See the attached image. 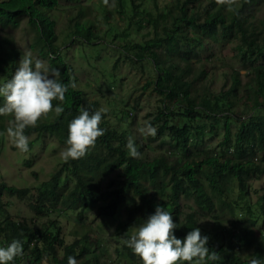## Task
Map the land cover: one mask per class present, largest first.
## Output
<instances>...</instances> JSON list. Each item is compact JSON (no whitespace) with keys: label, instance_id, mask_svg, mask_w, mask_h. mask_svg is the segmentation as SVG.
Returning a JSON list of instances; mask_svg holds the SVG:
<instances>
[{"label":"trees","instance_id":"16d2710c","mask_svg":"<svg viewBox=\"0 0 264 264\" xmlns=\"http://www.w3.org/2000/svg\"><path fill=\"white\" fill-rule=\"evenodd\" d=\"M195 1L201 3L203 0H174L173 7L157 18L145 11L151 18L149 22L154 24L152 31L158 35L156 29L163 22L164 33L144 43L125 46L134 61L154 64L155 91L163 96V105L152 123H159V135L170 131L174 145L169 155L175 159L167 155L151 159L141 155L131 157L126 147V133L108 128L102 113L100 127L104 135L97 139L95 146L80 159L63 161L49 180L38 185L36 197L32 196L30 207L39 218L45 219L43 227H35L32 218H13L7 211L8 204L5 207L2 200L5 194L24 197L30 193V188L0 183V246H6L13 239L20 240L23 245V255L10 264H68L69 256L75 257L77 264H102L95 243L83 244L90 237L88 233L66 243L57 220L48 218L54 212L56 216L70 212L83 219L95 204H99V213L107 218L118 216L125 205L128 213L119 227L126 240L154 214L157 205L172 215L177 224L174 235L180 239L194 228L200 229L199 213L217 212L218 217L228 209L234 215L228 223L231 240L227 245V240L219 234L214 235L210 230L201 233L208 236L210 251L219 256L216 261L206 259L201 264H248L253 258L264 264V194L255 202L249 197L251 180L264 176V112L261 111L264 108V22L256 24L253 10H250L261 0H242L239 8L235 4L231 7L219 5L212 0L209 5L191 11L190 3ZM59 5V0H1L0 28H17L21 20L28 17L36 34L33 49L48 58L51 68L59 70L58 79L67 85L64 101L54 100L53 111L47 115L51 119L42 116L36 127L26 128L25 135L36 134V142H39L49 134L67 147L70 121L82 108L92 113L97 105L96 102L84 105L85 92L76 87L72 67L63 55V46L57 43L52 11ZM135 13L132 20L141 29L144 18L138 17L141 12ZM73 27V31L81 32L91 44L101 38L93 32L92 23L76 21ZM231 35H239L246 47L245 54L253 64V78L243 83L239 71H234L230 87L219 94L195 88V83L207 75L205 68L196 75L191 72L193 60L199 59L198 53L207 49L206 39L226 41ZM18 58L19 49L13 37H0V76L11 79L18 67ZM3 103L0 97V106ZM239 104L244 105L242 111H238ZM56 106L64 108L59 116L54 111ZM132 113L130 119L134 118ZM10 119L11 116H0V140L7 133ZM202 119L212 121L213 124L207 126L212 132H216L218 123L223 121L221 150L198 149L204 126H193V123ZM233 122H238L236 132L232 131ZM34 143L35 140L29 141V150ZM42 144L49 146L46 141ZM141 149L137 147L139 153ZM26 161L31 163L32 160ZM119 168L122 171L118 184L114 186L111 181L103 189L102 179ZM236 184L238 197L230 199L229 192ZM181 195L193 196L196 207L184 212L180 208ZM59 204H62L60 208ZM122 256L130 264H143L126 244Z\"/></svg>","mask_w":264,"mask_h":264},{"label":"rangeland","instance_id":"374dc122","mask_svg":"<svg viewBox=\"0 0 264 264\" xmlns=\"http://www.w3.org/2000/svg\"><path fill=\"white\" fill-rule=\"evenodd\" d=\"M113 2L115 7L111 6ZM211 2L212 0H203L201 3L199 1L190 3L191 11L203 5H209ZM242 2V0H236L235 6L241 7ZM59 4V7L52 11V16L56 20L57 43L63 46V55L72 67L76 87L85 92L84 105L90 106L96 102V111L102 110L105 114L107 127L115 128L119 133L125 132L127 143L131 137L136 147H142L140 155L143 158L151 159L162 155L170 157L169 154L174 145L170 131L167 130L165 134L159 135V123H152L163 105V96L155 91L154 79L157 74L154 64L150 61H134L125 51V46L135 42L144 43L155 37L156 34L151 28L154 24L149 22L150 17L144 12L149 11L152 13V18H157L173 7L174 0H109L108 6L103 3V0H59ZM250 10H253L256 24L262 25L264 0L259 1V4L251 7ZM135 11L141 12L138 17L144 18L142 22L144 27L141 29H138L137 23L132 20V16L136 15ZM76 21L88 25L92 23V30L101 36L100 40H95V44H91L81 35V32L73 31ZM163 25V22L159 23L156 29L157 37L164 33ZM6 34L13 37L15 47L19 49L17 66L21 56L31 53L33 62L39 59L51 68L48 58L33 49L32 44L36 34L28 17L22 19L17 28H0V37L4 38ZM66 42L68 45H64ZM205 43H208L207 49L198 53L199 59L193 60L191 72L192 75H196L205 68L207 75L195 83V88L202 92L210 90L214 94H219L230 87L234 71H239L243 83L253 78V64L249 63L250 57L245 54L246 47L242 45L239 35H231L226 41L207 38ZM6 47H9V44H6ZM9 56L13 57V54L10 53ZM8 80L0 76V86ZM237 108L238 111H242L244 105L239 104ZM132 111L134 118L130 119ZM261 111L264 112V108ZM119 117H123L124 120ZM46 118L51 119V116L44 119ZM146 122L156 128L154 137L140 133L139 129ZM209 124H213L209 119L193 123V126H204L203 139L198 141L197 147L200 150L219 151L224 139L223 121L218 123L216 132H212L207 127ZM238 128V122H233L232 131L236 132ZM36 136V134L27 136L29 141L35 140L33 147L27 152L16 148L7 133L3 140H0V183L30 188V193L24 197L5 194L2 200L5 207L8 204L7 211L13 218H32L35 227H43L46 221L34 214L30 201L36 197L38 185L49 180L51 174L61 168L64 161L61 152L66 149V146L61 145L56 137L49 134L39 142H36ZM43 141H46L49 146L44 147ZM28 159L32 160L31 163L26 161ZM170 159L175 157L172 156ZM121 171L122 169L119 168L105 176L102 179V188H107L111 181H114L116 186L121 177ZM237 187V184L234 189L231 187L228 195L230 199L238 197ZM263 194L264 176L262 175L251 180L249 197L252 202H255ZM179 202L184 212L196 207L193 196L181 195ZM61 206L62 204L58 205L59 208ZM220 208L218 205V209ZM127 213L124 205L118 216L107 218L99 213V204H95L86 211L83 219L78 218L76 213L70 212L57 216L54 212L50 215L51 217H47L57 220L66 243L81 239L85 233H88L90 237L83 244L91 246L92 242L95 243L94 246L99 250L100 263L130 264L122 256L126 238L123 229L119 227L120 221L125 220ZM216 214L217 212L198 214L201 233L210 230L214 235L219 234L220 238L226 239L228 245V241L231 240L229 233L231 228L228 223L234 219V215L228 209L221 212L218 217ZM180 264H188V262L182 261ZM192 264H198V262L194 260Z\"/></svg>","mask_w":264,"mask_h":264},{"label":"clouds","instance_id":"9594fccd","mask_svg":"<svg viewBox=\"0 0 264 264\" xmlns=\"http://www.w3.org/2000/svg\"><path fill=\"white\" fill-rule=\"evenodd\" d=\"M216 2L231 7L236 0ZM103 3L108 6L109 0H103ZM111 6L115 7V3ZM59 75L58 69L46 66L39 59L33 62L31 53H25L20 57L19 66L11 79L0 86V97L4 101L3 106H0V116L12 117L8 121L7 135L22 152L29 150L26 128L36 127L42 116L52 112L54 100L63 102L65 99L67 85L60 82ZM54 111L59 116L64 112V108L56 106ZM101 120L102 110L90 113L87 108H82L79 115L70 121L67 147L61 152L65 162L84 157L88 150L95 146L97 139L104 135V130L100 127ZM139 131L142 135L154 137L157 130L146 122ZM126 147L131 157L140 156L131 137ZM175 228L177 224L174 223L172 215L157 205L154 214L149 215L135 234L124 243L141 258L143 264H180L182 261L192 264L194 260L199 264L206 259H219L217 252L210 251L207 246L209 238L202 236L199 228L189 231L183 239L174 235ZM22 255L23 245L20 240L13 239L6 246H0V264H10ZM68 264H77L75 257L69 256ZM248 264L262 262L253 258Z\"/></svg>","mask_w":264,"mask_h":264}]
</instances>
